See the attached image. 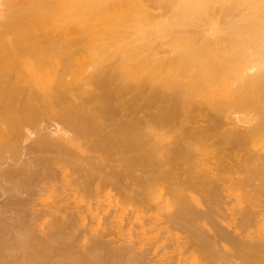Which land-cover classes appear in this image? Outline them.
Instances as JSON below:
<instances>
[{
  "label": "bare ground",
  "instance_id": "6f19581e",
  "mask_svg": "<svg viewBox=\"0 0 264 264\" xmlns=\"http://www.w3.org/2000/svg\"><path fill=\"white\" fill-rule=\"evenodd\" d=\"M264 264V0H0V264Z\"/></svg>",
  "mask_w": 264,
  "mask_h": 264
},
{
  "label": "rangeland",
  "instance_id": "374dc122",
  "mask_svg": "<svg viewBox=\"0 0 264 264\" xmlns=\"http://www.w3.org/2000/svg\"><path fill=\"white\" fill-rule=\"evenodd\" d=\"M210 264H213L212 262ZM215 264V263H214ZM216 264H219V263H216Z\"/></svg>",
  "mask_w": 264,
  "mask_h": 264
}]
</instances>
